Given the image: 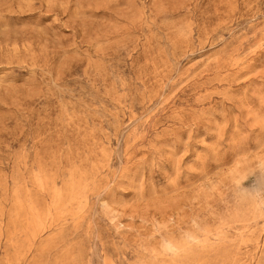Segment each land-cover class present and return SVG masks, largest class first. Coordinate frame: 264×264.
Listing matches in <instances>:
<instances>
[{"label": "rangeland", "instance_id": "rangeland-1", "mask_svg": "<svg viewBox=\"0 0 264 264\" xmlns=\"http://www.w3.org/2000/svg\"><path fill=\"white\" fill-rule=\"evenodd\" d=\"M0 264H264V0H0Z\"/></svg>", "mask_w": 264, "mask_h": 264}]
</instances>
